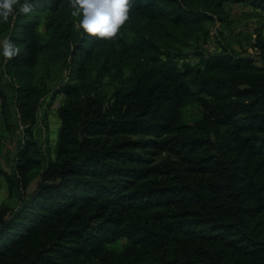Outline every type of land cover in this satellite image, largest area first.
Listing matches in <instances>:
<instances>
[{
	"label": "trees",
	"instance_id": "trees-1",
	"mask_svg": "<svg viewBox=\"0 0 264 264\" xmlns=\"http://www.w3.org/2000/svg\"><path fill=\"white\" fill-rule=\"evenodd\" d=\"M227 3L264 13V0H131L108 39L75 34L71 0H36L3 22L26 140L10 172L0 161L16 201L0 206V264H264V37L255 55L199 47ZM51 94L66 97L54 147L34 138Z\"/></svg>",
	"mask_w": 264,
	"mask_h": 264
},
{
	"label": "rangeland",
	"instance_id": "rangeland-1",
	"mask_svg": "<svg viewBox=\"0 0 264 264\" xmlns=\"http://www.w3.org/2000/svg\"><path fill=\"white\" fill-rule=\"evenodd\" d=\"M226 20L224 22H217L214 25H210L211 34L208 38H202L199 47L204 51L220 52L223 47H230L237 53L248 56L255 55L256 49L253 45L256 44L257 36L264 37V13L258 9H253L244 4H225ZM51 13H43L40 16L41 26L38 31L43 38H46V27L48 24V18ZM75 23V34L82 33L81 29L77 27ZM8 38V30L3 22H0V40ZM191 62L196 64L197 59L192 58ZM56 71L52 72V78L48 81L49 87L54 91H57L64 82L68 81V71L64 70V65L56 66ZM6 96V100L9 102V114L10 128L5 121V115L3 111V97ZM66 97L63 94L49 95L39 111L38 121L36 125L34 138L39 144H44L49 140L51 146L54 147L58 138V130L60 128V120L58 117L59 110L64 106ZM0 109L3 113L1 125H0V161L5 170L11 171L14 165V159L16 157L17 150L20 144L26 140L25 129L20 124L18 111L14 103V92L10 85V77L7 75L4 64L0 63ZM189 121L199 118V112L195 108H188L186 111ZM47 117L48 127L42 123V119ZM134 140L141 138H133ZM168 158V155H162L158 157L157 162H160ZM36 184L30 187L29 191H33ZM6 204L14 207L16 201L10 199L8 195L7 185L3 181L2 189L0 190V206ZM128 242L121 240L110 247L122 251Z\"/></svg>",
	"mask_w": 264,
	"mask_h": 264
},
{
	"label": "clouds",
	"instance_id": "clouds-1",
	"mask_svg": "<svg viewBox=\"0 0 264 264\" xmlns=\"http://www.w3.org/2000/svg\"><path fill=\"white\" fill-rule=\"evenodd\" d=\"M131 0H71V16L77 27L91 37L114 38L128 20ZM36 0H0V22L18 14L28 15ZM18 49L8 38L0 40V55L11 59Z\"/></svg>",
	"mask_w": 264,
	"mask_h": 264
},
{
	"label": "built area",
	"instance_id": "built-area-1",
	"mask_svg": "<svg viewBox=\"0 0 264 264\" xmlns=\"http://www.w3.org/2000/svg\"><path fill=\"white\" fill-rule=\"evenodd\" d=\"M1 120H2V113H1V109H0V122H1ZM0 125H1V123H0Z\"/></svg>",
	"mask_w": 264,
	"mask_h": 264
},
{
	"label": "crops",
	"instance_id": "crops-1",
	"mask_svg": "<svg viewBox=\"0 0 264 264\" xmlns=\"http://www.w3.org/2000/svg\"><path fill=\"white\" fill-rule=\"evenodd\" d=\"M3 183V182H2ZM3 185V184H2Z\"/></svg>",
	"mask_w": 264,
	"mask_h": 264
}]
</instances>
